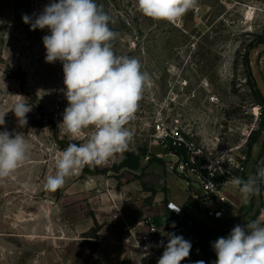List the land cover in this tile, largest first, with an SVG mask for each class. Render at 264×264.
Segmentation results:
<instances>
[{"label": "rangeland", "instance_id": "1", "mask_svg": "<svg viewBox=\"0 0 264 264\" xmlns=\"http://www.w3.org/2000/svg\"><path fill=\"white\" fill-rule=\"evenodd\" d=\"M52 2L0 0V131L22 133L30 145L28 160L0 178V264H126L111 258L126 246L114 213L133 219L146 202L148 172L187 181L170 170L177 162L169 145L178 134L203 150L201 161L225 183L264 163V12L254 10L260 0H197L171 23L142 15L137 0H95L118 34L114 53L138 59L151 84L126 125L134 133L128 150L50 191L45 183L56 174L57 154L91 131L81 139L62 131L63 65L46 62L49 29L31 30L22 19ZM20 100L31 106L23 127L10 110ZM256 132L257 151L248 146ZM128 153L139 157L137 169L122 167ZM253 197L258 206L249 221L264 220V184Z\"/></svg>", "mask_w": 264, "mask_h": 264}, {"label": "clouds", "instance_id": "2", "mask_svg": "<svg viewBox=\"0 0 264 264\" xmlns=\"http://www.w3.org/2000/svg\"><path fill=\"white\" fill-rule=\"evenodd\" d=\"M196 4L197 0H137V10L153 20L175 23ZM22 19L31 25V30L49 29L50 35L42 38L46 62L60 61L63 65L68 106L59 125L62 131L73 139H81L91 129L83 143H70L57 154L56 174L48 176L45 183L48 190L56 191L66 177L86 165L105 164L128 150L134 133L126 125L135 118L151 77L141 70L138 59L114 53L112 41L118 34L109 27L112 18L95 0H58L46 5L34 19L28 15ZM10 110L21 127L27 124L26 114L31 106L20 100ZM4 115L0 116V125L5 123ZM29 154L30 145L22 133L0 131V178L11 176ZM227 183L248 202L264 184V163L246 179L231 177ZM169 209L179 213L180 206L169 204ZM164 235L168 236V243L158 264H181L189 257L191 243L174 233ZM212 247L217 256L215 264H264V220L258 218L244 226H234L227 237L218 238Z\"/></svg>", "mask_w": 264, "mask_h": 264}, {"label": "crops", "instance_id": "3", "mask_svg": "<svg viewBox=\"0 0 264 264\" xmlns=\"http://www.w3.org/2000/svg\"><path fill=\"white\" fill-rule=\"evenodd\" d=\"M260 136L258 141L253 144L256 151L258 146H260ZM253 158H255L254 155L252 156ZM252 163L253 160L248 161V164ZM248 174L246 173V176ZM179 181L184 185L181 192L175 188ZM142 182L149 188L144 193L146 202H143V205L131 214L130 217L133 219L128 218L129 221L135 223L150 217L158 226H163L167 219L170 218L167 203L170 201L180 206L183 214L182 217L177 218L179 228L174 229L171 233L182 236L189 241L192 246L190 251L196 256L197 261H204V264H215L217 256L212 244L220 237H227L234 226L246 225L250 217L254 216L255 209L258 206L257 204L251 205L252 201H255V203L257 201L253 199V196L248 202H244L239 190L226 183L222 189L223 195L228 199L226 211L222 218L216 219L208 214L206 207L199 199L194 198L190 190L194 191L195 188L188 184L186 180L182 178L175 180L170 175L164 178L148 172L142 178ZM151 189L155 190L152 197L150 195ZM162 189L166 190L163 191ZM112 253V259L116 261L125 260L126 264H133L132 260L137 258V255L127 246H122V250H114ZM102 264L111 263L107 261Z\"/></svg>", "mask_w": 264, "mask_h": 264}, {"label": "built area", "instance_id": "4", "mask_svg": "<svg viewBox=\"0 0 264 264\" xmlns=\"http://www.w3.org/2000/svg\"><path fill=\"white\" fill-rule=\"evenodd\" d=\"M260 2L259 5L254 7V10L264 12V0H260ZM174 143L179 146L183 145L187 149V156L180 157L173 153L177 163L171 164L170 170L172 172L176 171L185 177L188 184L195 188L194 191L191 189L194 198L199 199L204 204L210 216L216 219L222 218L228 202V199L222 193L226 183H217L214 180L216 177L215 171L210 165L201 161L202 157L205 158L203 150L196 146L193 141L186 140L178 134ZM195 185L198 186V189ZM169 204L174 203L170 201L167 203L170 218L163 226H158L150 217L132 223L129 219L123 217L121 213H114L115 217L121 220L123 243L137 255L136 260H132L133 264H158V260L168 243V236L164 233H171L174 229H178L177 218L182 217L183 214L181 207L179 213H177L169 209ZM173 222L175 227H172ZM161 241H163V245H160ZM146 246L148 247L146 248ZM196 262V256L190 251L189 257L182 260L181 264H196Z\"/></svg>", "mask_w": 264, "mask_h": 264}, {"label": "trees", "instance_id": "5", "mask_svg": "<svg viewBox=\"0 0 264 264\" xmlns=\"http://www.w3.org/2000/svg\"><path fill=\"white\" fill-rule=\"evenodd\" d=\"M260 133L256 132L254 136L251 138L248 146L251 149L253 147V144H255L259 139ZM169 150L171 153H174L180 157H186L187 156V149L181 145H169ZM122 167H128L131 169H137L139 167V157L134 155L133 153H128V157L122 162ZM247 178V177H245ZM214 180L219 182H224V180L217 178V176L214 178ZM152 190V189H151ZM155 192V190H153Z\"/></svg>", "mask_w": 264, "mask_h": 264}]
</instances>
